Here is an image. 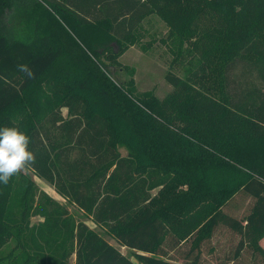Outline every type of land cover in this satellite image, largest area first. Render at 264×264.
<instances>
[{
	"label": "trees",
	"instance_id": "1",
	"mask_svg": "<svg viewBox=\"0 0 264 264\" xmlns=\"http://www.w3.org/2000/svg\"><path fill=\"white\" fill-rule=\"evenodd\" d=\"M152 14L174 46L161 98L115 84L101 61L117 64ZM9 17L21 37L2 32ZM3 127L31 138L26 168L139 264H204L203 251L264 264V0H0ZM31 185L0 184V264H133L52 198L32 205Z\"/></svg>",
	"mask_w": 264,
	"mask_h": 264
},
{
	"label": "rangeland",
	"instance_id": "2",
	"mask_svg": "<svg viewBox=\"0 0 264 264\" xmlns=\"http://www.w3.org/2000/svg\"><path fill=\"white\" fill-rule=\"evenodd\" d=\"M4 25L2 26V32L7 36L21 37L24 33L18 26V20L9 17L7 20H3ZM167 26L165 23L155 14L150 15L144 20L141 28L134 35V42L128 45L116 58L117 64L110 65L106 61L101 60L106 66L102 68L103 72L115 83L124 84L131 81L136 92H152V94L158 98H161L166 92L170 90V86L164 80V74L168 70V64L173 56L174 46L170 44L166 39ZM112 48L116 49V45L113 42ZM178 75H181L180 69H173ZM62 115L65 114V109H61ZM121 155L125 154L123 148H119ZM22 173L28 178L31 185L32 205L36 201L41 200L43 196L50 197L55 200L61 207H63L73 221H82L86 226L98 233L103 239L113 245L119 250V252L133 264H139L126 250L125 248L119 247L114 243L110 237L104 233L103 229L95 225L89 215L84 214L74 204L69 202L66 198L57 194L55 189L47 183L45 180L38 178L33 173L25 168ZM23 180L18 179L14 187L13 200L17 201L21 195L18 193V189L23 185ZM154 193V192H153ZM238 196H235L233 203L239 206L238 210L233 209L231 206L225 208V211L235 217H239L241 212L240 208L245 204ZM29 226L36 224L41 221V217L38 215H31L28 218ZM227 232L224 226H219L211 244L216 248V243L222 242ZM234 239V235H232ZM259 244L264 247V236L260 239ZM20 244L15 243L14 240L10 241L4 248L3 253L12 251L15 254L20 249ZM174 256H176L174 254ZM214 254L210 255L207 251H203L204 264H214ZM73 262V256H70L68 263ZM172 264H182V262L175 261Z\"/></svg>",
	"mask_w": 264,
	"mask_h": 264
},
{
	"label": "clouds",
	"instance_id": "3",
	"mask_svg": "<svg viewBox=\"0 0 264 264\" xmlns=\"http://www.w3.org/2000/svg\"><path fill=\"white\" fill-rule=\"evenodd\" d=\"M17 71L29 80L35 73L27 64H17ZM31 138L17 127L0 128V184L7 185L13 176L35 164L36 156L29 149Z\"/></svg>",
	"mask_w": 264,
	"mask_h": 264
},
{
	"label": "crops",
	"instance_id": "4",
	"mask_svg": "<svg viewBox=\"0 0 264 264\" xmlns=\"http://www.w3.org/2000/svg\"><path fill=\"white\" fill-rule=\"evenodd\" d=\"M150 16V15H149ZM149 16H147V17H145L143 20H142V22H141V24H143V22H144V20L145 19H147ZM141 28V27H140ZM124 150V149H123ZM52 186V185H51ZM53 187V186H52ZM54 188V187H53ZM55 189V188H54ZM54 191H56V190H54ZM58 194V193H57Z\"/></svg>",
	"mask_w": 264,
	"mask_h": 264
}]
</instances>
